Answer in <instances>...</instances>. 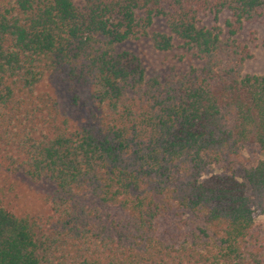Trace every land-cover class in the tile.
<instances>
[{
	"label": "trees",
	"instance_id": "16d2710c",
	"mask_svg": "<svg viewBox=\"0 0 264 264\" xmlns=\"http://www.w3.org/2000/svg\"><path fill=\"white\" fill-rule=\"evenodd\" d=\"M262 17L264 0H0V175L50 187L47 214L18 215L0 185V264H264V76L241 38ZM144 39L200 64L147 77L124 47ZM173 208L200 243L157 234Z\"/></svg>",
	"mask_w": 264,
	"mask_h": 264
},
{
	"label": "rangeland",
	"instance_id": "374dc122",
	"mask_svg": "<svg viewBox=\"0 0 264 264\" xmlns=\"http://www.w3.org/2000/svg\"><path fill=\"white\" fill-rule=\"evenodd\" d=\"M78 3L79 0H76ZM158 28L164 30L165 27L161 21L157 22ZM241 38L250 48L252 57L243 65V72L248 74L264 76V17L258 22L247 24L241 32ZM124 47L135 53L141 60L145 75H165L172 69L177 75L185 73L189 67L198 66L200 61L191 57L189 54H183L181 49L172 51H158L153 48L151 42L147 39L128 42ZM40 89L49 92L59 101L61 110L74 123L82 122L83 107L82 100L78 105L73 106L70 102V95L66 89L61 86H54L49 82H43ZM80 96L84 91L79 90ZM263 158L262 152L252 145L244 148L241 162L243 166L250 167L259 159ZM229 165L220 163L214 165L211 169L213 173L229 172ZM239 180H242V170L233 167ZM0 185L4 193V204L18 215L22 214H40L45 215L49 212L48 205L45 203V197L49 193L50 187L45 183H31L22 175H0ZM258 222L264 225V216L257 218ZM200 221L191 213L183 209L173 208L170 212L161 216L157 221V234L169 243H200L199 237Z\"/></svg>",
	"mask_w": 264,
	"mask_h": 264
}]
</instances>
